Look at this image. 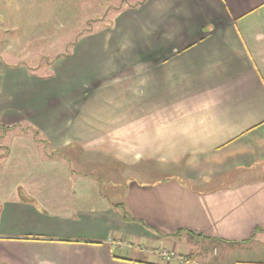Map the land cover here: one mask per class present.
<instances>
[{"label":"crops","instance_id":"obj_1","mask_svg":"<svg viewBox=\"0 0 264 264\" xmlns=\"http://www.w3.org/2000/svg\"><path fill=\"white\" fill-rule=\"evenodd\" d=\"M136 12L59 70L70 81L0 63V127L28 121L55 149L150 164L154 182L128 180L111 200L95 161L70 171L0 129V264H264V0ZM167 248L179 256L163 260Z\"/></svg>","mask_w":264,"mask_h":264},{"label":"rangeland","instance_id":"obj_2","mask_svg":"<svg viewBox=\"0 0 264 264\" xmlns=\"http://www.w3.org/2000/svg\"><path fill=\"white\" fill-rule=\"evenodd\" d=\"M141 1L0 0V63L24 68L28 70L32 80L39 79L49 83L55 79V69L59 73L60 69L69 67L80 56L83 58L80 54L87 55V52H80L81 50L87 51L89 47L101 48L103 41L112 43L119 21L125 15H136V10L141 8ZM107 8L113 9L105 13ZM103 32H111L112 35L103 36ZM80 45L82 48L77 50ZM74 51L77 53L75 54ZM69 53L70 55L66 56ZM101 65L98 63L95 65L96 73L101 71ZM59 78L65 82L73 79L69 75H60V73ZM81 81L86 85L85 89H92L86 79ZM18 125L16 129L20 132L23 130V133H25L24 129H27L30 135L26 133L25 135L31 139L32 143H35L32 136L37 128L28 121ZM38 138L48 140L42 133ZM8 143V137H0V145H8ZM54 149L50 145L47 151L51 153ZM39 150L43 155V148L39 147ZM61 153L67 158L68 164L70 163V171L74 169L83 171L82 165L86 161H95L89 165L94 164L95 178L104 185L102 187L106 192L110 187L112 192L109 199L111 200L115 196L114 191L116 195H120L117 193L122 192L128 180L144 179L146 182H154V168L150 164L124 166L114 156L97 152L94 155H87L73 147L64 148ZM55 158L60 157L55 155ZM141 170L148 174L142 175ZM146 246L147 249L152 250L151 245ZM173 252L175 258L179 256L175 251Z\"/></svg>","mask_w":264,"mask_h":264},{"label":"trees","instance_id":"obj_3","mask_svg":"<svg viewBox=\"0 0 264 264\" xmlns=\"http://www.w3.org/2000/svg\"><path fill=\"white\" fill-rule=\"evenodd\" d=\"M145 2V0H142L141 1V4H143ZM140 4V5H141ZM108 10L105 11V13H108L111 9L113 8H107ZM98 18V17H97ZM92 32V30H91ZM69 54H67L66 56H69ZM19 125H13V126H6V127H0V129L4 130V132H9V131H12V130H15L16 128H18ZM27 129H24V132L28 135H30V133H28L29 131L27 130V132L25 131ZM34 136H32V138L34 139V142L35 144L38 146V147H42L43 148V155L44 157L48 158V159H54L55 158V155H58L59 157H62L64 160L67 158L63 156V154L61 153V150L60 149H54L51 153H48V147L51 145L49 140L47 139H40L38 138V136L40 135V131L38 129H35L34 131ZM24 133V134H25ZM68 161V160H67ZM113 207L120 211L124 221L126 222H136V220L134 219V217L132 216V214L129 212V210L126 208L125 204H120V203H115L113 204ZM256 232H259V231H256ZM181 233V231H179L178 233H176L175 235L173 236H177ZM193 235V234H192ZM194 236V235H193ZM198 238L200 236H197ZM203 238V237H202Z\"/></svg>","mask_w":264,"mask_h":264},{"label":"built area","instance_id":"obj_4","mask_svg":"<svg viewBox=\"0 0 264 264\" xmlns=\"http://www.w3.org/2000/svg\"><path fill=\"white\" fill-rule=\"evenodd\" d=\"M163 260L165 261H170L173 258H175V253L168 250V249H161L160 251L157 252Z\"/></svg>","mask_w":264,"mask_h":264}]
</instances>
